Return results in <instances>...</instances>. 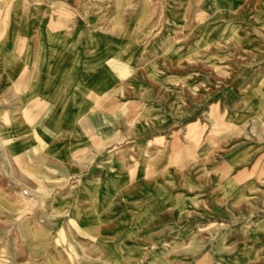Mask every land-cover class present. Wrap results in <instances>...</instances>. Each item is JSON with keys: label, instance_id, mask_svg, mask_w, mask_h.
Returning <instances> with one entry per match:
<instances>
[{"label": "rangeland", "instance_id": "374dc122", "mask_svg": "<svg viewBox=\"0 0 264 264\" xmlns=\"http://www.w3.org/2000/svg\"><path fill=\"white\" fill-rule=\"evenodd\" d=\"M0 264H264V0H0Z\"/></svg>", "mask_w": 264, "mask_h": 264}, {"label": "crops", "instance_id": "0c3cea01", "mask_svg": "<svg viewBox=\"0 0 264 264\" xmlns=\"http://www.w3.org/2000/svg\"><path fill=\"white\" fill-rule=\"evenodd\" d=\"M59 39H61L58 41L60 43L64 44L66 42L65 38ZM73 42L75 41L73 40ZM63 44L59 45L57 50H55L56 47L52 48L47 58L44 56V69L38 71L35 66L31 78L24 89L26 92L23 94V99L26 102L41 103L44 106H48L49 112L45 119L44 127L48 132L56 134L55 136L61 134L60 137H66L69 134L67 128L74 121V107L77 105L83 106L86 102L84 100V92L93 89L91 85L79 80L74 63L75 60L66 57L70 55V51L68 52V47ZM73 51H75V48ZM58 54L63 55L67 60L73 61L74 66L71 68L70 73H67L66 67L62 71L64 73L62 77L71 75V78H73L70 84L56 82L57 79L50 72V65L56 58H59L57 57ZM55 101H58L57 104ZM42 136L47 137L43 133Z\"/></svg>", "mask_w": 264, "mask_h": 264}, {"label": "bare ground", "instance_id": "6f19581e", "mask_svg": "<svg viewBox=\"0 0 264 264\" xmlns=\"http://www.w3.org/2000/svg\"><path fill=\"white\" fill-rule=\"evenodd\" d=\"M63 44V43H62ZM61 43H60V45H62ZM58 57V56H57ZM62 59L64 58V57H61ZM62 59H60V57L59 58H56V62H58L57 64H59V61L60 60H62ZM59 60V61H58ZM55 61H54V63H55ZM62 61H64V60H62ZM57 64H55L56 66H55V71L57 72V75H58V70H59V68H58V66H57ZM65 64V63H64ZM54 66V65H53ZM65 66V65H64ZM74 66V64H73V61L71 62V65L67 68V73H70V71H71V69H70V67L72 68ZM54 68V67H53ZM63 70V69H62ZM61 70V71H62ZM65 72V71H64ZM62 73V72H61ZM64 74V73H63ZM63 74L61 75V81L63 82V84H70L73 80V78H71V75H66L65 77H62L63 76Z\"/></svg>", "mask_w": 264, "mask_h": 264}, {"label": "built area", "instance_id": "2783aa9c", "mask_svg": "<svg viewBox=\"0 0 264 264\" xmlns=\"http://www.w3.org/2000/svg\"><path fill=\"white\" fill-rule=\"evenodd\" d=\"M24 194H25V195H27V192H26V191H24Z\"/></svg>", "mask_w": 264, "mask_h": 264}]
</instances>
